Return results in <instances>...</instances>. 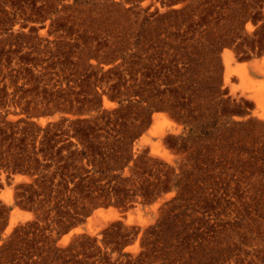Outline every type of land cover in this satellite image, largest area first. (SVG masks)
<instances>
[{
    "label": "rangeland",
    "instance_id": "rangeland-1",
    "mask_svg": "<svg viewBox=\"0 0 264 264\" xmlns=\"http://www.w3.org/2000/svg\"><path fill=\"white\" fill-rule=\"evenodd\" d=\"M263 57L264 0H0V264H264Z\"/></svg>",
    "mask_w": 264,
    "mask_h": 264
},
{
    "label": "bare ground",
    "instance_id": "bare-ground-1",
    "mask_svg": "<svg viewBox=\"0 0 264 264\" xmlns=\"http://www.w3.org/2000/svg\"><path fill=\"white\" fill-rule=\"evenodd\" d=\"M225 52H226V50H225ZM228 52V51H227ZM226 54V53H225ZM230 53L228 52V57L230 56V57H232V55L230 54ZM224 57H225V55H223ZM226 56V57H227ZM232 59V58H231ZM229 58H226L225 59V65H226V75H225V79L227 78V77H229V75H230V73H231V68H230V65H229ZM262 63H264V57H263V59H262ZM159 118H160V116H159ZM42 121H44V120H42ZM165 132H164V130H162L161 132H160V135H163ZM144 140H146V138H144ZM18 179H20L19 177H18ZM157 207V206H156ZM155 208V207H154ZM108 213H109V215H110V218L111 219H113V218H116V217H118V214H117V212H115L114 210H112V209H110L109 211H108ZM106 212H104L102 209H99V210H96V212H95V215H100V216H106ZM30 217V214H28V213H22V212H20V211H15L13 214H12V216H11V220H10V223H11V225H14L19 219H21V220H23V219H26V218H29ZM109 218V217H108ZM91 219V218H90ZM129 221H131V218L129 217ZM81 231V228H76V229H74L72 232H80ZM93 231V230H92ZM71 232V231H70ZM73 234V233H72ZM70 235V233L68 234V235H65L64 237H63V241H66L67 239H68V236ZM71 236V235H70ZM70 238V237H69ZM62 242V241H61ZM67 242V241H66Z\"/></svg>",
    "mask_w": 264,
    "mask_h": 264
},
{
    "label": "trees",
    "instance_id": "trees-1",
    "mask_svg": "<svg viewBox=\"0 0 264 264\" xmlns=\"http://www.w3.org/2000/svg\"><path fill=\"white\" fill-rule=\"evenodd\" d=\"M49 112H46L45 114H48Z\"/></svg>",
    "mask_w": 264,
    "mask_h": 264
}]
</instances>
